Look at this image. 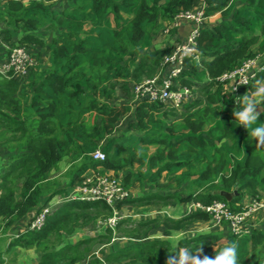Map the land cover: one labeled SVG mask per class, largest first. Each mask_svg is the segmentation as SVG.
<instances>
[{
	"label": "trees",
	"instance_id": "trees-1",
	"mask_svg": "<svg viewBox=\"0 0 264 264\" xmlns=\"http://www.w3.org/2000/svg\"><path fill=\"white\" fill-rule=\"evenodd\" d=\"M192 3L1 1L0 43L9 47L4 61L11 48L22 46L34 65L24 76L12 70L0 73V147L5 163L0 171V226L4 223L0 264H16L7 257L15 248L36 251L35 264H179L181 248L198 249L196 255L203 258L214 256L215 248L228 243L237 245L239 264H264V230L257 229L246 235L230 231L225 235L190 234L178 242L175 252L163 240L108 254L101 250L103 257L90 254L95 245L106 249L115 239L112 234L123 223L118 220L115 230L107 228L103 236L65 242L75 230L95 225L98 219L107 221L122 205L132 203L134 183L174 187V193L159 199L164 205L188 201L208 205L218 200L237 210L235 203L242 198L260 200L264 193V145L257 147L247 130L234 124L232 115L239 107L236 98L264 77V69L236 93H229L227 85L217 80L243 60L264 53V0H204L206 16L222 11L225 19L212 30H201L197 39L200 64L186 59L174 80L173 87L195 88L203 95L185 104L186 111L179 113L177 121H165L177 112L158 101L135 99L131 91L143 78L164 76L161 61L171 48L151 49L159 22L172 20L180 11L191 9ZM55 29L59 31L53 38L42 37L43 31ZM117 90L135 103L111 104ZM257 111V122H264V104ZM128 112L133 116L130 124L116 131L119 118ZM150 146L157 147L154 153H149ZM98 149L104 154L103 161L91 157ZM63 161L67 162L65 172L55 176ZM97 166L113 172L127 197L112 204L73 200L49 206L56 196L65 199L81 183L83 174ZM162 177L166 181L158 185ZM234 190L237 195L229 202L217 194ZM44 208L49 212L42 226L29 229ZM209 218L198 211L178 219L140 222L142 234L137 238L159 226L168 237L196 220ZM12 226L21 229H12L9 237L6 233Z\"/></svg>",
	"mask_w": 264,
	"mask_h": 264
},
{
	"label": "built area",
	"instance_id": "built-area-1",
	"mask_svg": "<svg viewBox=\"0 0 264 264\" xmlns=\"http://www.w3.org/2000/svg\"><path fill=\"white\" fill-rule=\"evenodd\" d=\"M7 1V0H3ZM205 3L198 9L180 11L167 26L163 33L169 34L171 29L179 28L181 22L189 23L185 36L177 40L170 49V52L162 58L161 66L166 71L164 76L158 74L152 78L134 84L133 95L135 99L144 97L149 101H158L166 107L180 108L191 97V91L185 86L173 87L174 80L178 78L184 68V61L193 58L198 64L200 59L197 52V39L204 27L207 16L204 12ZM34 65L33 59L22 46L10 49L8 60L3 64V74L12 70L14 74L26 75L27 70ZM264 69V57L256 55L245 59L240 65L230 71L224 72L217 78L219 82L226 84L230 92L236 93L237 88L250 83L255 76ZM95 161H103L104 154L96 150L91 154ZM70 199L82 202L105 201L112 204L115 200H122L127 197L125 191L114 177L100 176L92 173L82 176L80 184L74 187ZM198 210L206 213L211 218L213 225H220L225 222L231 233L235 235H246L256 228L255 224L248 221L258 210H264V201L251 199L246 204H237V210H231L225 202L214 200L208 205L195 204ZM49 212L48 208L36 215L31 221L29 229H39ZM119 219L116 212L106 223L113 227Z\"/></svg>",
	"mask_w": 264,
	"mask_h": 264
},
{
	"label": "crops",
	"instance_id": "crops-1",
	"mask_svg": "<svg viewBox=\"0 0 264 264\" xmlns=\"http://www.w3.org/2000/svg\"><path fill=\"white\" fill-rule=\"evenodd\" d=\"M18 1L27 2L28 0H18ZM43 1H47V0H43ZM203 3H204V0H193L191 9H198L202 6ZM224 19L225 18H223L222 11H217L216 13L207 16L203 28L212 30L215 27L219 26L224 21ZM168 22L169 21L159 22L160 30H159V33L156 39L153 42L151 49H155V48L170 49L177 40L182 39L187 33L188 28H189V23H183V22L180 23L179 28L171 29L169 34L163 33V29L167 26ZM2 27L3 25L0 23V30L2 29ZM57 31H59V29H55V31H53L54 36H56ZM0 39H1V36H0ZM6 51H7V45L1 42L0 43V58L2 60H5L7 57ZM262 56H264V53L262 54ZM43 64H46V60L43 61ZM225 88L226 90H229L228 87H225ZM193 99L194 98L191 95L190 99L184 104H182L180 108L174 109V108L168 107L169 109H172L178 114H176L177 116L175 117L165 118V121L167 123L177 121L180 116L179 113L186 111L184 108L185 104H187ZM125 102L130 103L131 105L135 103L134 99L128 98V101L122 100L120 104H123V103L125 104ZM114 105H119V104L116 103ZM132 117L133 116L130 112L122 115L119 118V121L116 125V131L125 130L126 127H128V125L130 124ZM156 148H157L156 146H150L149 153H154L156 151ZM92 173L104 174L105 176H109V177L114 176L111 170L103 169L101 166H97L95 170L88 169L83 175L85 174L88 175ZM165 179H166L165 177L160 178L157 184L159 185V184L165 183L166 181ZM73 188L74 187L70 189L71 190L70 194L67 193V195L65 196V199H63V197H60V196H56L57 198L54 197L53 198L55 200L54 203L58 200V205H60L63 202L75 200V199H70ZM175 191L176 189L174 187L150 188L149 186H147L146 183H144L142 187H139L138 184H135V183L132 184L130 187V196L133 202L127 203L121 206V214L123 215V218L121 219V221H123V223L116 230L118 233H120V237L118 238L115 237V239L111 241L110 244H108L106 249H104V247L102 248V244H97L98 246L96 248H95L96 246L95 245L92 248L90 254H94L95 256H98V257H103L102 255H100L101 250H104L105 252L104 254H108L116 250H121L123 247L129 246V245L138 246L146 242L163 241V240H167L171 246V251L175 252L178 250V242L181 239L185 237L187 238L188 236H190L189 233H194V235H201V234L225 235L227 232L230 231L229 227L226 225H222V224L221 225H211L208 219V220H196L192 222L190 225H188L185 229L172 232L171 235H169L168 237H165L163 235L164 230L161 226H159L157 228H153L149 230L146 237L137 238L139 237L140 234H142L141 233L142 228H139L137 223L147 222L152 219H161V218L178 219V218L185 217L193 212L200 211L195 205L196 202H193V201H188V202L179 203L175 205H164L159 201L160 198H165L167 195H171ZM263 198H264V193H261L260 200H262ZM251 199L252 198L250 197L242 198L239 202L235 203V207L238 208L237 204L244 205ZM58 205H54V206L57 207ZM248 222L254 223L256 225L255 229L264 230V210H258L254 215H252V217L249 219ZM130 223L132 224V226H134V228H131V229L127 228L126 224H130ZM94 227H95L94 225L90 224L86 227L75 230V232L71 236L65 238V242L68 243V242H74V241L85 239V238L97 237L101 235L103 236V234H105V231L107 229L106 226H105L106 227L105 229L102 226L95 227V228ZM86 228H92L94 230L92 231L91 234L85 235L84 229ZM20 229L21 228L18 227L16 231L18 232L20 231ZM36 261L31 264H35ZM27 264H30V263H27ZM82 264H85V262H83ZM135 264H140V263L137 262Z\"/></svg>",
	"mask_w": 264,
	"mask_h": 264
},
{
	"label": "clouds",
	"instance_id": "clouds-1",
	"mask_svg": "<svg viewBox=\"0 0 264 264\" xmlns=\"http://www.w3.org/2000/svg\"><path fill=\"white\" fill-rule=\"evenodd\" d=\"M239 107L234 108L232 115L234 124L242 126L248 132V137L256 141L257 147L264 145V122H257L260 113L257 108L264 104V77L257 78L247 89L245 94L236 98ZM189 248H181L178 253L179 264H239L238 248L235 243H228L219 250L215 248V255L200 258Z\"/></svg>",
	"mask_w": 264,
	"mask_h": 264
},
{
	"label": "rangeland",
	"instance_id": "rangeland-1",
	"mask_svg": "<svg viewBox=\"0 0 264 264\" xmlns=\"http://www.w3.org/2000/svg\"><path fill=\"white\" fill-rule=\"evenodd\" d=\"M0 1H3V0H0ZM42 37L45 39V40H49V39H51L53 36H54V32L53 31H51V30H49V31H43L42 32ZM5 45H7V44H5ZM7 48H9L8 47V45H7ZM261 57H263L262 55H260ZM244 61V60H243ZM5 63V61L4 60H2L1 58H0V73L1 74H3V64ZM4 75V74H3ZM144 79H146V78H143L141 81H143ZM140 81V82H141ZM200 85H202V84H200ZM197 86H199V85H197ZM133 90V89H132ZM131 90V91H132ZM190 91H191V95L193 96V98L194 99H203V95L201 94V93H199L198 91H196V89L194 88L193 90L192 89H190ZM133 93V92H132ZM128 95L124 92V91H120V90H117V92L114 94V96H113V99H112V101H111V103H113V104H120L121 103V101L123 100V101H128ZM126 103V102H125ZM1 147H0V171L2 170V168L3 167H5V163L3 162L2 163V159H3V157H2V153H3V151H1ZM1 163L3 164V166L1 167ZM66 167H67V162L66 161H63L62 163H60L59 164V166H58V171L57 172H55L54 173V175L55 176H57L59 173H61V172H65V169H66ZM19 181H17L16 182V184H20V182L18 183ZM75 188H73V190H74ZM71 191V190H70ZM70 191H68V194H70ZM73 192V191H72ZM72 192H71V194H72ZM262 197H263V195H262ZM55 198H57V197H55ZM262 200H264V198L262 199ZM54 199L53 200H51V202L49 203V206L51 205V206H54V205H58V200L54 203ZM45 209V208H44ZM116 217L119 219V221L123 218V215L121 214V208L119 209V210H116ZM209 222L211 223V225H213V223H212V221H211V218H209ZM98 223V224H97ZM96 225H94L95 227H104V229L107 227V228H111V229H114L115 228V226H113V227H111V226H109L107 223H106V221H104V220H100V219H98L97 220V222L95 223ZM250 224H254V223H250ZM2 225H4V223L2 222L1 223V226ZM127 225V228H129V229H131V228H134V226H132V224L130 223V224H126ZM1 226H0V235H2L3 234V226H2V228H1ZM106 226V227H105ZM94 227V228H95ZM126 227V226H125ZM12 229H18V227H15V226H12V228L11 229H9L8 230V232L6 233V234H9V237H11L12 236ZM94 229H92V228H86V229H84V231H85V235H89V234H91L92 233V231H93ZM115 230V229H114ZM2 233V234H1ZM190 234H194V233H189V235ZM104 235V234H103ZM112 236H113V238H118V237H120V233H118L117 231L116 232H113V234H112ZM7 238V237H6ZM9 239V238H8ZM7 239V240H8ZM98 245H96L95 246V248L97 247ZM94 248V249H95ZM37 252L36 251H33V250H25V249H22V248H15V249H13V251H11V253H10V255H8L7 257L8 258H12V259H14L15 260V262H16V264H24V263H33V262H35L36 260H37Z\"/></svg>",
	"mask_w": 264,
	"mask_h": 264
},
{
	"label": "water",
	"instance_id": "water-1",
	"mask_svg": "<svg viewBox=\"0 0 264 264\" xmlns=\"http://www.w3.org/2000/svg\"><path fill=\"white\" fill-rule=\"evenodd\" d=\"M217 194L229 202L233 198V196L237 195V191L236 190H234L233 192L219 191L217 192Z\"/></svg>",
	"mask_w": 264,
	"mask_h": 264
}]
</instances>
